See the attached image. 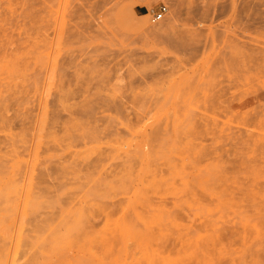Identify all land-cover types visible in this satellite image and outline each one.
Returning a JSON list of instances; mask_svg holds the SVG:
<instances>
[{
    "label": "rangeland",
    "instance_id": "374dc122",
    "mask_svg": "<svg viewBox=\"0 0 264 264\" xmlns=\"http://www.w3.org/2000/svg\"><path fill=\"white\" fill-rule=\"evenodd\" d=\"M0 193V264H264V0H0Z\"/></svg>",
    "mask_w": 264,
    "mask_h": 264
},
{
    "label": "bare ground",
    "instance_id": "6f19581e",
    "mask_svg": "<svg viewBox=\"0 0 264 264\" xmlns=\"http://www.w3.org/2000/svg\"><path fill=\"white\" fill-rule=\"evenodd\" d=\"M156 29V31L158 32V33H162V32H164V30L162 29V27H160V28H155ZM185 53V52H184ZM51 60V59H50ZM52 62V61H51ZM95 111V110H94ZM94 114H95V112H94ZM166 124H167V122H166ZM168 125H169V123H168ZM159 126H161V124H159ZM165 127H167V126H165ZM163 130H165V129H163ZM166 130H167V128H166ZM163 132V131H162ZM166 133H168V132H166ZM261 138V137H260ZM138 150V149H137ZM131 152V151H130ZM253 155V154H252ZM33 171H34V169H33ZM32 171V172H33ZM14 173V172H13ZM12 173V174H13ZM254 173V172H253ZM252 173V174H253ZM259 173V172H258ZM253 175H255V174H253ZM9 179H11V178H9ZM8 179V180H9ZM28 179V178H27ZM11 180H13V178L11 179ZM10 180V181H11ZM229 181V180H228ZM254 182V181H253ZM233 183V182H232ZM255 183L256 182H254V185H255ZM235 185V184H234ZM253 185V184H252ZM254 185H253V187H254ZM229 190V189H228ZM2 191V190H1ZM231 193H233V192H231ZM0 194H2V193H0ZM232 195V194H231ZM262 199H264L263 198V196H262ZM256 202V201H255ZM256 209V208H255ZM257 210V209H256ZM258 211V210H257ZM261 212V211H260ZM258 213V212H257ZM259 214V213H258ZM243 226V225H242ZM241 226V227H242ZM245 227V226H244ZM256 227H257V225H256ZM258 229V228H257ZM258 231H260V230H258ZM246 232V231H245ZM257 232V231H256ZM162 233V232H161ZM236 234H238L237 232H236ZM163 235V234H162ZM257 235V234H256ZM258 235H259V233H258ZM218 236V235H217ZM233 236V235H232ZM238 235H236V237H237ZM254 237V236H253ZM219 238V237H218ZM215 239V238H214ZM230 239V238H229ZM246 239V238H245ZM232 240V239H231ZM230 240V241H231ZM214 241V240H213ZM179 242H181V247H185L186 245H191L192 247H194V248H198L197 247V244L198 243H190V242H187V241H185L184 239H182L181 241H179ZM214 242H216V241H214ZM245 242V241H244ZM158 243V242H157ZM177 243H178V241H177ZM177 243H176V246H177ZM211 242H209V244H210ZM213 243V242H212ZM223 244V243H222ZM222 244H221V246H222ZM245 244V243H244ZM246 244H248V243H246ZM159 245H162L163 247H164V243H161V244H159ZM199 246V245H198ZM214 247V246H213ZM241 247V246H240ZM243 247V249H244V246H242ZM246 248H247V246H246ZM260 248V247H259ZM242 249V250H243ZM210 250V249H209ZM219 250H220V248H219ZM232 250H234L233 248H232ZM222 250H220L219 252H221ZM229 251V250H228ZM240 251V250H239ZM193 252V251H192ZM223 252V251H222ZM232 252V251H231ZM235 252V251H234ZM238 253V252H237ZM192 254V253H191ZM193 255V254H192ZM234 255V254H233ZM236 255V254H235ZM194 257H195V255H193ZM209 261V260H208ZM163 263H164V261H163ZM203 263V262H202ZM209 263V262H208ZM206 264V263H205Z\"/></svg>",
    "mask_w": 264,
    "mask_h": 264
},
{
    "label": "built area",
    "instance_id": "2783aa9c",
    "mask_svg": "<svg viewBox=\"0 0 264 264\" xmlns=\"http://www.w3.org/2000/svg\"><path fill=\"white\" fill-rule=\"evenodd\" d=\"M169 13V8L166 5H162L158 11L153 15L152 22L159 23L164 20L166 15Z\"/></svg>",
    "mask_w": 264,
    "mask_h": 264
}]
</instances>
